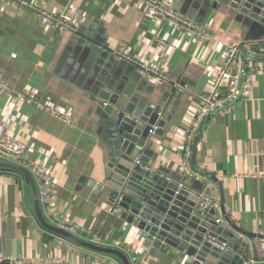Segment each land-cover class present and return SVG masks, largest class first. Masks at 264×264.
<instances>
[{
  "label": "crops",
  "instance_id": "crops-1",
  "mask_svg": "<svg viewBox=\"0 0 264 264\" xmlns=\"http://www.w3.org/2000/svg\"><path fill=\"white\" fill-rule=\"evenodd\" d=\"M23 1L51 14L71 6L79 9L77 33H72L42 24L28 9L0 0L1 80L68 120L0 91V129L24 145L34 179L36 163L53 174L51 219L76 227L83 239L97 234L99 244L120 249L133 264L140 257L147 264H179L173 254L149 256L140 232L106 211L112 204L100 188L107 168L109 119L98 94L125 78L119 100L159 107L158 120L165 121L161 137L151 136L153 168L170 171L192 190L204 184L218 210L219 189L211 180L216 178L231 221L245 232L264 235V63L256 56L264 53V29L254 30L247 17L229 6L207 8L202 0L168 1L203 27L206 39L154 19L139 0ZM235 45L251 50L243 49L244 71L253 78L249 98L207 118L190 142L186 161L182 148L202 107L199 96L211 94L221 54ZM129 59L162 72L169 83L142 77ZM189 169L202 178L193 177ZM216 217L222 221L219 211ZM255 244L253 262L264 263V239ZM0 255L6 259L0 264H119L44 230L34 216L24 178L7 169H0Z\"/></svg>",
  "mask_w": 264,
  "mask_h": 264
},
{
  "label": "water",
  "instance_id": "water-1",
  "mask_svg": "<svg viewBox=\"0 0 264 264\" xmlns=\"http://www.w3.org/2000/svg\"><path fill=\"white\" fill-rule=\"evenodd\" d=\"M202 1L204 6L212 9L229 6L237 15L247 17L254 30L264 29V0ZM125 82L123 78L114 89L103 88L98 94L109 119L107 168L100 189L105 190L108 201L119 208L120 219L140 232L142 246L151 257L159 252L175 255L179 264H254L255 240L264 239V235L245 232L231 221L224 209L222 183L211 177L219 189L217 210L213 205L212 190L204 184L192 190L184 187L170 171L153 168L151 136L161 137L165 121L158 120L159 107H143L142 101H120ZM198 139H195L191 159L195 156ZM0 169L11 170L24 178L32 197L34 216L44 230L89 252L110 257L119 264H133L118 248L94 243L52 224L40 205L35 179L26 168L0 160ZM207 201L210 203L203 207ZM217 211L222 221L216 217Z\"/></svg>",
  "mask_w": 264,
  "mask_h": 264
},
{
  "label": "built area",
  "instance_id": "built-area-1",
  "mask_svg": "<svg viewBox=\"0 0 264 264\" xmlns=\"http://www.w3.org/2000/svg\"><path fill=\"white\" fill-rule=\"evenodd\" d=\"M12 1L22 9H28L33 12L40 20L42 24L48 25L54 29L64 30L72 33H77V23L75 16L79 12V9L75 6L68 7L66 11L57 14H51L42 9H39L30 3L23 0H6ZM145 10L156 20L166 21L173 27L182 30L192 36L200 39H206L207 33L205 29L195 22L191 21L187 17L179 14L174 10L173 5L168 0H139ZM244 48L248 52H251L247 46H232L221 54L222 67L213 79V90L210 95L199 96V101L202 105L198 111L194 125L191 127L187 136L186 144L182 148V156L188 161L190 142L199 131L201 126L207 118H210L213 113L219 110H228L237 101L248 100L250 92L253 87L252 75L244 71L243 55ZM257 59L264 63V53H257ZM129 62L136 68L138 73L149 80H153L158 84L169 83L168 78L160 71L146 65L145 63L136 59H129ZM261 71L264 73V64L261 67ZM176 88H180L178 84L173 85ZM0 91L4 93H11L14 97L21 102H29L41 109L42 111L58 118L64 122H67V118L58 113L50 106L42 105L34 101L31 97L26 96L21 92H13L0 77ZM152 133V131H150ZM0 160H5L24 168L30 167V162L25 157V147L18 141L11 139L7 136L4 129H0ZM35 179L38 184L39 190V202L44 211L46 218L54 225L59 226L61 229L68 231L74 235H77V228L67 225L56 223L49 217V203L54 197L56 190V182L50 169L46 168L41 163H36L32 167ZM190 174L193 177L201 179V175L189 169ZM210 202L207 201L203 207H206ZM214 205V204H213ZM216 206V205H214ZM109 215L118 216L119 208L111 205L106 209ZM219 220H217L218 222ZM94 243L100 242V237L97 234H91L90 240ZM6 260L0 255V261ZM138 264H147L144 257H140Z\"/></svg>",
  "mask_w": 264,
  "mask_h": 264
}]
</instances>
